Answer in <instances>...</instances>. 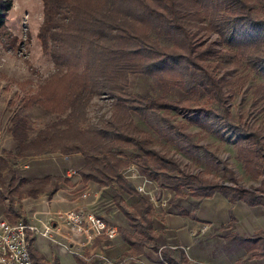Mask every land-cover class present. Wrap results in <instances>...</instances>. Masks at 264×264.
<instances>
[{
  "label": "trees",
  "instance_id": "16d2710c",
  "mask_svg": "<svg viewBox=\"0 0 264 264\" xmlns=\"http://www.w3.org/2000/svg\"><path fill=\"white\" fill-rule=\"evenodd\" d=\"M40 4L41 19L34 36L41 52L49 56L52 70L31 92L20 97V105L39 106L56 118L26 139L25 118L12 115L8 132L14 142L15 156L49 152L80 154L83 163L76 172L82 182H93L99 188L116 187L113 200L128 225V230L119 227L117 231L135 253L149 243L154 250L157 246L149 218L152 204L125 178L123 170L128 165H134L141 175L170 190L175 197L185 190L194 197L191 207L200 198L217 192L231 203L240 200L264 208L261 134L248 123L229 119L223 90L229 79L208 70L206 62L221 53L219 44L230 46L239 42L242 50L252 46L245 54L246 64L264 76V47H261L264 0L259 2L261 15L251 12L248 0H40ZM8 5L0 0V33L4 30ZM202 15L208 17L206 24L198 23ZM191 26L195 28L191 30ZM197 29L215 31L218 41L202 40L196 36ZM151 33L162 37L166 44L152 39ZM128 74L152 76L164 87H177L185 98L167 99L164 94L147 97L129 92ZM255 92H264V86L257 85ZM94 94L109 98L113 111L104 121L83 126L86 105ZM200 94L208 102L220 105L221 112L204 105L193 108L187 105L195 103ZM171 109L184 110L190 123H209L207 127L222 135L223 127L217 123L220 117L226 137L244 142L237 146L235 159L251 177H259L258 184L254 187L225 184L183 171L174 158L152 147L149 136L136 129L129 115L137 114L157 134L170 138V125L161 116L158 118V114ZM174 136L172 132L171 137ZM65 181L66 176L55 174L25 180L15 175L6 156L0 155V203H4L3 211L9 221L20 213L14 207V200L52 194ZM120 193L134 197L130 207L122 202ZM175 207L179 213H187L184 206ZM26 234L32 264H47L32 246L30 232ZM226 237L250 249V255L255 258L264 256V237L258 233L241 237L230 232ZM158 252L167 264L186 263L178 247L175 253L166 246ZM75 261L87 264L76 256ZM50 264H57L56 259L52 258Z\"/></svg>",
  "mask_w": 264,
  "mask_h": 264
},
{
  "label": "rangeland",
  "instance_id": "374dc122",
  "mask_svg": "<svg viewBox=\"0 0 264 264\" xmlns=\"http://www.w3.org/2000/svg\"><path fill=\"white\" fill-rule=\"evenodd\" d=\"M2 1L8 2L9 5L4 13V30L0 33V155L6 156L8 166L15 175L22 176L25 180L44 174L68 175L66 181L60 183V187H66L73 180L81 181L76 171L83 161L78 153L63 155L58 152H49L22 157L13 154L14 142L8 132L12 115L18 114L25 118L26 139H31L39 128L49 124L56 116L45 112L39 106L32 105L24 108L20 105V97L24 93L31 92L52 70L49 56L41 52L34 36L41 19L40 0ZM260 1L248 0L253 14L261 15ZM201 18L202 20L198 23L206 24L208 17L202 15ZM193 28L195 27H190L191 30ZM150 36L160 44H166L162 37L154 33ZM196 36L204 41H218L217 34L213 30L197 29ZM218 47L222 50L221 53L214 58L207 59L206 62L208 70L216 75L223 74L229 79V83L223 88L226 97V114L232 121L245 122L257 128L264 145V92H255L257 85L264 86V76L258 70L250 68L245 61V54L251 51L252 46L249 45L242 50V45L238 42L230 46L219 44ZM261 47L263 48L264 45L262 44ZM126 90L147 97L164 94L167 99L185 98V94L177 87L173 85L164 87L154 77L140 74H128ZM196 100L195 103L192 101L187 105L192 108L204 105L213 108L218 113L222 110L220 105L208 102L202 94ZM112 111L113 105L109 98L103 94H94L86 105L85 120L82 125L98 124L108 118ZM129 115L136 129L149 136L152 147L174 158L183 171L225 184L245 187H254L258 184L259 177H251L242 164L235 159L237 146L244 142H238L232 136L226 137V129L220 117L217 118V123L223 127L222 135L216 133L214 128L207 127L209 123H204L205 125L190 123L185 117L186 112L182 109L160 111L158 118L161 116L166 119V123L170 125L171 134L172 132L175 134V138H172L171 134L169 138L163 133L157 134L137 114L130 112ZM158 120L161 124V120ZM184 133L189 136L185 137ZM189 145L191 146L190 151L188 150ZM123 174L139 175L140 173L134 165H128L123 170ZM87 183L92 188H84L78 184L73 193L80 197L78 192L82 189L88 192L89 189L96 190L95 194H91L95 199L91 211L99 215V208L108 214L114 213L116 209L114 214L121 218L122 214L115 207L113 200L116 187L99 188L90 181ZM145 191L152 195L154 203L158 204L160 200H163L164 208L171 211L177 209L175 206L190 207L191 198L185 190L181 196L175 197L170 190L148 180L145 184ZM140 193L149 199L148 193ZM120 196L122 202L130 207L134 197L124 193H120ZM21 199L14 200L15 209H21ZM3 209L4 203H0V216L9 218ZM52 258L53 256L46 261L47 264H50Z\"/></svg>",
  "mask_w": 264,
  "mask_h": 264
},
{
  "label": "crops",
  "instance_id": "0c3cea01",
  "mask_svg": "<svg viewBox=\"0 0 264 264\" xmlns=\"http://www.w3.org/2000/svg\"><path fill=\"white\" fill-rule=\"evenodd\" d=\"M127 179L129 180V178ZM91 183L95 185V183ZM78 184L84 188H92L87 182L73 180L68 186H61L55 190H60L61 196L54 191L49 195L41 193L36 198L24 197L20 200L19 217L24 216L36 226H41L48 220L52 224L53 228L48 237L32 234L31 244L42 254L45 261L53 256L57 264H77L75 256L67 251L64 245L69 239H72L67 226L60 221H52V218L56 209L68 207L70 199L76 200L78 207L82 210L92 212L91 208H93L95 199L91 194H95L96 190L89 189L88 192L82 189L78 193L80 195L83 192L84 195L77 197L73 190L76 186L78 187ZM190 198L192 202L194 198L191 196ZM150 202L152 209L149 218L157 249L154 250L149 243L143 246L141 251L135 253L131 251L129 244L121 239L117 231V234L111 239L95 238V242L103 247L109 258L115 260L127 257L121 264H167L159 257L158 250L166 246L172 253H175V248L171 246H178L186 257L185 264H264V256L257 259L250 255V249L237 245L226 237L230 232L241 237L253 233L264 237V208L261 205H248L240 200L231 203L217 192L211 196L200 198L194 207H185L186 214L164 208L163 200H160L158 204L154 203V200ZM114 211L116 212V209ZM98 213L99 215H95L100 216L104 221L115 223L117 228L128 230L126 219L122 213L121 218L114 213H105L100 208ZM230 216L231 220H229ZM202 224H207V230L203 232L199 228ZM71 246L75 250H82L81 246ZM86 263L98 264L96 260Z\"/></svg>",
  "mask_w": 264,
  "mask_h": 264
},
{
  "label": "built area",
  "instance_id": "2783aa9c",
  "mask_svg": "<svg viewBox=\"0 0 264 264\" xmlns=\"http://www.w3.org/2000/svg\"><path fill=\"white\" fill-rule=\"evenodd\" d=\"M129 182L140 193H148L149 199L152 195L145 191V184L148 182L142 175H127ZM61 196V191H55ZM82 192L80 196H83ZM52 221L64 223L70 232L72 239L64 245L67 251L85 262L97 261L98 264H121L127 257L120 259L109 258L103 247L95 242V238L111 239L117 234V225L112 222L104 221L100 216L93 212L84 211L78 207L76 200L70 199L68 207L56 209ZM50 220L41 226L29 222L25 217L16 218L9 221L0 216V264H32L27 250V234H37L48 237L52 231ZM200 231L207 230V224L199 226ZM77 239V240H76ZM71 245H78L82 250H75ZM176 248L178 246H171ZM182 247V246H181Z\"/></svg>",
  "mask_w": 264,
  "mask_h": 264
}]
</instances>
